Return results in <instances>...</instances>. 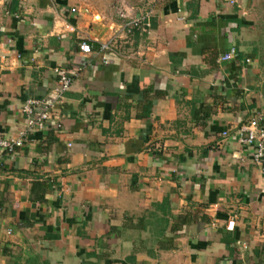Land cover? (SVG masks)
I'll return each instance as SVG.
<instances>
[{
	"label": "crops",
	"instance_id": "crops-1",
	"mask_svg": "<svg viewBox=\"0 0 264 264\" xmlns=\"http://www.w3.org/2000/svg\"><path fill=\"white\" fill-rule=\"evenodd\" d=\"M119 1L0 0V136L62 124L0 151V264H264V0Z\"/></svg>",
	"mask_w": 264,
	"mask_h": 264
},
{
	"label": "built area",
	"instance_id": "built-area-1",
	"mask_svg": "<svg viewBox=\"0 0 264 264\" xmlns=\"http://www.w3.org/2000/svg\"><path fill=\"white\" fill-rule=\"evenodd\" d=\"M116 16L125 28L131 31H137L149 35L152 25L146 17H140L136 14L134 7L128 0H120L114 7ZM80 50L84 54H90L92 48L87 43L80 45ZM233 58L232 54H227L221 58L222 61H229ZM59 77V88L57 90V99L62 100L65 93L69 91L72 85V77L61 69H56ZM55 102L40 99H29L23 107L27 116L26 127L18 133L16 137L0 136V151L7 154H13L19 148H22L29 139L33 131H40L46 128L49 123L54 122L57 129H62V124L54 117ZM36 110H40L36 114ZM226 136L227 133H224ZM238 141L240 144L252 147L253 161L260 168L264 179V127L261 126L260 118L255 117L249 123L244 125L238 132ZM237 216L230 218L227 229L233 231L236 226ZM11 234V231H9Z\"/></svg>",
	"mask_w": 264,
	"mask_h": 264
}]
</instances>
